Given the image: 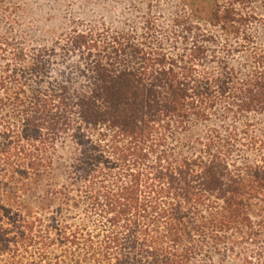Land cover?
Returning <instances> with one entry per match:
<instances>
[{
	"label": "trees",
	"instance_id": "trees-1",
	"mask_svg": "<svg viewBox=\"0 0 264 264\" xmlns=\"http://www.w3.org/2000/svg\"><path fill=\"white\" fill-rule=\"evenodd\" d=\"M124 41L0 65V264H264V52Z\"/></svg>",
	"mask_w": 264,
	"mask_h": 264
},
{
	"label": "rangeland",
	"instance_id": "rangeland-1",
	"mask_svg": "<svg viewBox=\"0 0 264 264\" xmlns=\"http://www.w3.org/2000/svg\"><path fill=\"white\" fill-rule=\"evenodd\" d=\"M0 36L7 44L1 66L14 65L13 52L23 50L28 65L40 54L60 71L79 57H68L69 39L82 36L100 43L124 38L169 58L185 44L203 45L243 67V51L264 52V0H0ZM9 112L0 110V122Z\"/></svg>",
	"mask_w": 264,
	"mask_h": 264
}]
</instances>
